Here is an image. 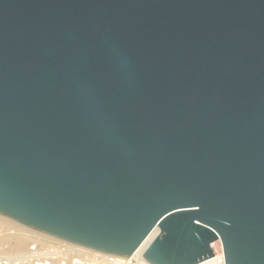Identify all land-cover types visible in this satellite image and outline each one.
Instances as JSON below:
<instances>
[{
  "label": "water",
  "instance_id": "obj_1",
  "mask_svg": "<svg viewBox=\"0 0 264 264\" xmlns=\"http://www.w3.org/2000/svg\"><path fill=\"white\" fill-rule=\"evenodd\" d=\"M0 214L264 264V0H0Z\"/></svg>",
  "mask_w": 264,
  "mask_h": 264
},
{
  "label": "built area",
  "instance_id": "obj_2",
  "mask_svg": "<svg viewBox=\"0 0 264 264\" xmlns=\"http://www.w3.org/2000/svg\"><path fill=\"white\" fill-rule=\"evenodd\" d=\"M26 228L25 237L29 242L22 250L14 249L17 242L13 244L0 241V264H145L139 259L144 253V243L148 238L132 255L124 259ZM211 244L216 254L197 264H225L220 238Z\"/></svg>",
  "mask_w": 264,
  "mask_h": 264
},
{
  "label": "bare ground",
  "instance_id": "obj_3",
  "mask_svg": "<svg viewBox=\"0 0 264 264\" xmlns=\"http://www.w3.org/2000/svg\"><path fill=\"white\" fill-rule=\"evenodd\" d=\"M0 222H2L7 227V234L16 235V236H26L27 234V228L19 224L18 222L9 219L8 217H5L0 214ZM156 231L152 233L146 242L144 243V246L148 244V242L152 239V237L155 235Z\"/></svg>",
  "mask_w": 264,
  "mask_h": 264
},
{
  "label": "rangeland",
  "instance_id": "obj_4",
  "mask_svg": "<svg viewBox=\"0 0 264 264\" xmlns=\"http://www.w3.org/2000/svg\"><path fill=\"white\" fill-rule=\"evenodd\" d=\"M7 227L0 222V241L1 242H8V243H16V250H22L25 245L29 242L28 238L25 236H16V235H11V234H7Z\"/></svg>",
  "mask_w": 264,
  "mask_h": 264
}]
</instances>
